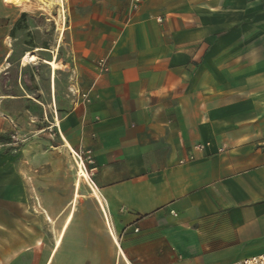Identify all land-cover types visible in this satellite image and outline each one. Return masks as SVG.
Segmentation results:
<instances>
[{
  "label": "crops",
  "instance_id": "crops-1",
  "mask_svg": "<svg viewBox=\"0 0 264 264\" xmlns=\"http://www.w3.org/2000/svg\"><path fill=\"white\" fill-rule=\"evenodd\" d=\"M72 17V95L52 88L37 106L24 88L0 93V264L264 253V0H74ZM36 112L49 123L40 149L10 146L16 125L32 136ZM71 153L88 198L77 163L74 182L60 180Z\"/></svg>",
  "mask_w": 264,
  "mask_h": 264
},
{
  "label": "rangeland",
  "instance_id": "rangeland-1",
  "mask_svg": "<svg viewBox=\"0 0 264 264\" xmlns=\"http://www.w3.org/2000/svg\"><path fill=\"white\" fill-rule=\"evenodd\" d=\"M47 1L53 3L51 10L47 9L43 0H18L14 3L0 0V39L6 43L4 50H10L6 63L0 67V93H22L24 88L25 93L30 96L32 104L37 106H40L39 102L51 100L52 88L55 91L53 97L55 95L58 99L62 97L68 99L66 94L72 95L78 83L74 65L70 63L71 59L68 55L69 33L67 29L73 19L74 0H63L61 7L57 0ZM35 48H37L35 54L41 59L55 58L56 67L52 68L41 60L23 64L22 57L25 52ZM35 114L36 119L31 122L32 136H28L29 131L28 129L24 130L23 125H16L14 130L7 134L9 141L13 143L10 146L20 148L26 142L34 141L36 143L33 147L40 149L38 141L42 133L37 131L42 125H49V123L46 120L41 122V119L38 118L39 113ZM48 120L51 121L50 115H48ZM47 133L49 134L50 131ZM42 137L45 136L42 135ZM51 143L54 141L52 140ZM41 146L49 148L47 143L41 144ZM77 161H82L88 171L84 159L75 153H71L70 157L66 155L62 158L63 176L60 178L62 182L66 180L69 183L71 180L74 182ZM66 173H72V176L67 179ZM79 179L78 192L80 196L78 199L88 198L91 192L87 185H92V181L90 177V184L78 176Z\"/></svg>",
  "mask_w": 264,
  "mask_h": 264
},
{
  "label": "bare ground",
  "instance_id": "bare-ground-1",
  "mask_svg": "<svg viewBox=\"0 0 264 264\" xmlns=\"http://www.w3.org/2000/svg\"><path fill=\"white\" fill-rule=\"evenodd\" d=\"M6 2H9V3H14V2H17L18 0H5ZM45 2V6L47 7V9H50L52 8V4L51 2H48L47 0H43ZM62 1L63 0H57V3L60 5V7L62 6ZM62 10V9H61ZM62 29V28H61ZM64 32V31H63ZM37 50V48H35L34 50H31V51H26V53L23 55L22 57V63L23 64H28V63H34L35 61L37 60H41L43 61L44 63L48 64L49 66H51L52 68H55L56 67V62H55V58H52V59H49V60H46V59H41L39 56H37L35 54V51ZM56 54V53H55ZM54 57V56H53ZM54 70V69H53ZM53 79V77H52ZM78 163V176L79 178H84L86 181L89 182V175H88V171L87 169L85 168L84 164L82 161H77ZM79 181L80 179L78 180V184H79ZM90 184V182H89ZM91 185V184H90ZM95 195L97 196V194L95 193Z\"/></svg>",
  "mask_w": 264,
  "mask_h": 264
},
{
  "label": "built area",
  "instance_id": "built-area-1",
  "mask_svg": "<svg viewBox=\"0 0 264 264\" xmlns=\"http://www.w3.org/2000/svg\"><path fill=\"white\" fill-rule=\"evenodd\" d=\"M143 0H129V7L131 10H135L139 7ZM107 70V63L105 59H100L94 65V71L96 74L100 75ZM136 231V229H135ZM228 264H264V253L247 256L241 258L235 262Z\"/></svg>",
  "mask_w": 264,
  "mask_h": 264
}]
</instances>
